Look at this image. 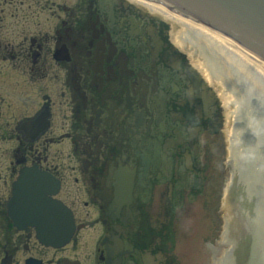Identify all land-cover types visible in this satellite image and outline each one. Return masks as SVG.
Instances as JSON below:
<instances>
[{
	"label": "flooded vegetation",
	"instance_id": "af4514ba",
	"mask_svg": "<svg viewBox=\"0 0 264 264\" xmlns=\"http://www.w3.org/2000/svg\"><path fill=\"white\" fill-rule=\"evenodd\" d=\"M146 4L0 0V264L248 260L256 125ZM19 197L65 208L69 241L42 244Z\"/></svg>",
	"mask_w": 264,
	"mask_h": 264
},
{
	"label": "water",
	"instance_id": "95a60500",
	"mask_svg": "<svg viewBox=\"0 0 264 264\" xmlns=\"http://www.w3.org/2000/svg\"><path fill=\"white\" fill-rule=\"evenodd\" d=\"M146 1L160 4L172 13L229 39L264 63V0ZM35 203L36 200L30 202L28 199H23L22 197L17 199L19 213H21L19 210L23 212L26 208L29 211L33 210L34 215L31 219L34 226L39 230L37 231L38 240L44 245L53 247L66 244L73 233V228L70 222H68L69 217L66 209L51 200L46 201L41 199L40 202ZM23 204L27 206H23ZM32 204H34L33 208L31 206L28 207V205ZM259 205L257 209H259ZM48 213L50 216L60 219L61 223H47L46 215ZM253 216L260 221L257 211L254 212ZM54 225H62L63 229L60 232L46 230V226ZM258 227L262 229L263 225L261 222L258 224ZM258 241H260V236ZM255 259V261L251 259V264H264V257H260L259 254L255 255Z\"/></svg>",
	"mask_w": 264,
	"mask_h": 264
},
{
	"label": "bare ground",
	"instance_id": "6f19581e",
	"mask_svg": "<svg viewBox=\"0 0 264 264\" xmlns=\"http://www.w3.org/2000/svg\"><path fill=\"white\" fill-rule=\"evenodd\" d=\"M146 5L175 21L185 30L194 50L197 49L199 56L203 57L205 62L212 63L223 86L240 105L245 106L247 113L253 118L254 125L257 128L264 126V63L229 39L176 17L158 6ZM244 95L249 96L248 100L244 99ZM257 120L261 123L258 126ZM259 223L260 221L257 225Z\"/></svg>",
	"mask_w": 264,
	"mask_h": 264
},
{
	"label": "rangeland",
	"instance_id": "374dc122",
	"mask_svg": "<svg viewBox=\"0 0 264 264\" xmlns=\"http://www.w3.org/2000/svg\"><path fill=\"white\" fill-rule=\"evenodd\" d=\"M228 100H231L230 95H228ZM258 129H259L257 135L258 146L257 149L255 148L256 149L255 152L257 153V156L264 157V126L262 125L261 127H258ZM259 167L261 168V165H259ZM256 203H258V205L260 204L258 209V215H259V220L263 225V227H261L262 229H259L261 245H259L258 254L260 257L263 258L264 257V188L262 195L258 198V200H256Z\"/></svg>",
	"mask_w": 264,
	"mask_h": 264
}]
</instances>
